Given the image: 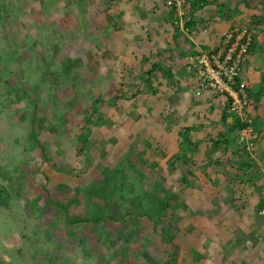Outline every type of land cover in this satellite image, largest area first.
Here are the masks:
<instances>
[{
  "label": "rangeland",
  "instance_id": "374dc122",
  "mask_svg": "<svg viewBox=\"0 0 264 264\" xmlns=\"http://www.w3.org/2000/svg\"><path fill=\"white\" fill-rule=\"evenodd\" d=\"M210 1H217L220 7L210 9L204 4L208 8L202 5L199 12L213 15L218 8L219 18L226 15L232 22L237 18L234 24L247 26L253 33L256 60L261 56L264 65V22L255 23L260 1L248 0L251 7L246 0ZM6 2V21L15 20L10 34L20 44L15 55L6 36L0 34V264H188L175 242L180 220L175 218L176 201H170V208L160 216L150 204L151 194L164 198V191L174 187L162 188L158 183H162V175L154 180L148 165L128 156L126 149L111 151L117 125H105L103 119L104 129L90 126L87 149L81 155L77 152L86 117H92V124L87 122L85 127L99 121L100 113L93 115V106L100 96L111 99L125 81L117 74L122 67L119 54L113 58L117 43L102 37L107 34L101 29L108 32L110 28L97 21L108 11L97 18L87 14L84 41L80 37L85 30L84 16L77 0ZM16 7L24 8L20 18H16ZM3 22L0 16V33L4 32ZM96 29L98 37L88 36ZM35 40L40 44L30 52L26 47ZM70 62L74 66L66 72ZM105 77L107 90L100 81ZM115 77L120 82L116 86ZM127 100L126 104L118 101L123 116ZM102 110L109 111L103 103L99 112ZM66 168L78 173L71 175ZM90 185L103 189L104 199L86 192ZM88 215L101 219L74 221ZM182 224L181 229H193V225ZM164 228L167 233H162Z\"/></svg>",
  "mask_w": 264,
  "mask_h": 264
},
{
  "label": "crops",
  "instance_id": "0c3cea01",
  "mask_svg": "<svg viewBox=\"0 0 264 264\" xmlns=\"http://www.w3.org/2000/svg\"><path fill=\"white\" fill-rule=\"evenodd\" d=\"M212 4L208 3L210 9L217 5ZM86 5L87 14L94 18L108 11L97 21L110 28L101 30L117 43L113 58L119 54L122 67L117 74L125 80L113 94L114 100L100 96L97 104H105L109 111L99 112V107L95 113H100L99 121L92 126L104 129L103 119L105 125H117L111 151L126 149L128 156L141 158L148 165L154 180L162 175V183L158 182L162 188L174 187L173 191L166 189L162 199L176 201L175 218L180 219L176 246L189 253L181 259L188 264H264L261 56L256 60L252 49L243 75L254 108L250 131L232 130L235 117L227 98L213 92L197 96L195 79L185 68L187 53L197 54L216 45L220 32L234 25L237 18L235 22L226 15L219 18L217 8L213 15L201 14L198 9L178 20L165 0H87ZM206 27L208 32H204ZM83 32H87H81L84 40ZM114 66L115 62L111 68ZM116 78L115 86L120 84ZM100 81L107 90L108 79ZM126 100L123 116L118 106ZM242 135L256 140L255 147L250 149L241 142ZM182 223L193 225V229H181Z\"/></svg>",
  "mask_w": 264,
  "mask_h": 264
},
{
  "label": "built area",
  "instance_id": "2783aa9c",
  "mask_svg": "<svg viewBox=\"0 0 264 264\" xmlns=\"http://www.w3.org/2000/svg\"><path fill=\"white\" fill-rule=\"evenodd\" d=\"M168 9L174 10L181 20L189 17L191 0H165ZM209 27L204 28L208 32ZM218 43L201 49L197 54L187 53L185 68L195 79L197 96L213 92L224 95L234 116L250 131L253 101L243 71L248 65L254 45L252 31L242 24H235L219 34ZM241 142L252 149L255 142L245 135ZM264 215V206L261 210Z\"/></svg>",
  "mask_w": 264,
  "mask_h": 264
},
{
  "label": "trees",
  "instance_id": "16d2710c",
  "mask_svg": "<svg viewBox=\"0 0 264 264\" xmlns=\"http://www.w3.org/2000/svg\"><path fill=\"white\" fill-rule=\"evenodd\" d=\"M6 1L7 0H0V16H1L2 20L4 21L3 22V26H2V29L4 30V32L3 33H0V34H3L4 36H6V40L8 42L9 49L12 50L15 55H18L17 47L20 44V42L16 38L13 39L11 37L10 29H11L12 23L15 22V20H11V21L7 20L6 21V18L8 16V14H7L8 6H7V2ZM14 1L19 2L20 0H14ZM259 1H260V6H261L260 8H261V10H259L258 14H255V18L257 19V20L255 19L256 25L257 24L258 25H262L263 22H264V0H259ZM43 2H44V0H41V3L42 4H43ZM58 2H59V0H58ZM58 2H54L52 4H56ZM86 2H87V0H77L78 6H79L78 11L84 16V18H83L84 19V24L83 25H84L85 30L88 28V19H87V12H88V10H87ZM191 2H192V10L193 11H196L198 9V7H200V6L204 5V4H208V3L216 4L217 3V1H214L213 2V1H209V0H191ZM27 5H29V4H27ZM217 5L220 6L219 4H217ZM246 5L247 6H250L251 5V4H249L248 0H246ZM256 7H259V4L258 5L256 4ZM28 8H29V6H28ZM26 9H27V7H26ZM15 11H16V13H18L17 16H16V18L17 17L20 18V16H23V14L25 13L24 8H22V11H21V9H19L18 7H16L15 8ZM171 11L173 12V14H174L175 17L179 18L178 15L176 14V12L174 10H171ZM16 26H17V24H16ZM178 27L179 26H177V28ZM89 35L94 36L91 33H89L88 36ZM83 36H85L84 32H83ZM53 37L54 36H52L51 38H53ZM80 37H82V34H80ZM77 38H78V36H76V39ZM107 38H109V35L108 34H107ZM39 44H40V42H37L35 40L31 44H28V46L26 47V49L31 52L32 51V48L34 47V45H39ZM57 44L58 45L61 44V40L60 39L57 41ZM57 44L54 46V49H56V50L60 48ZM29 55H31V54L29 53ZM30 57L32 59H34L33 56H30ZM35 58L37 59V56L36 55H35ZM42 59H45L44 56H42ZM73 66H74V63L73 62H70V64H68V66L65 67L66 72H69L73 68ZM18 98H20V97L18 96ZM99 107H100L99 104H95L93 106L92 114H95L96 111L99 109ZM91 119H92V117H90V116L89 117H86L85 120H87V121H86L85 126L87 125V122H90L89 120H91ZM92 122H93V120H92ZM95 123L96 122H93V125ZM91 124H89V126H87V127L84 126V129H83L82 133L79 135V144L80 145L78 146V150H77L78 155L83 154L85 152V150L87 149V146H88V143L90 141V138L92 137V128L90 127V126H92ZM243 127H244V125L240 122L239 119H237L235 117V122H234L233 126H231V129L232 130H240V129H243ZM252 140L255 142V145H256V140H254V139H252ZM255 145H254V147H255ZM44 151H45V149H44ZM44 156L46 157V154L45 153H44ZM65 171L67 173H70L71 175H76L78 173V171L75 168H66ZM91 187L92 186L90 185V187H88V189H87L86 192H91L92 194L100 195V197L104 199L105 196H104L103 189L101 191L100 188H93L92 187V189H91ZM77 189H79V188H76V190ZM2 198H0V199L2 200ZM150 201H151L150 204H152V206H153L154 212L157 213L158 216L162 215V212L163 211L168 210L170 208V205H171L170 202H168L167 200L165 201L164 199L160 198L159 196H156L155 194L154 195L153 194L150 195ZM2 202H4V200ZM150 213H151V210H150ZM152 217H154V216H152ZM100 219L101 218L99 216L88 215L87 217H77V218H75L74 221H77V222H82V221H99ZM167 232H168L167 231V228H164L162 233H167ZM108 236L111 237L110 234H108ZM48 252H49V250H47V251L45 250V253H48ZM60 257L61 256H57L56 258L57 259H61L63 256L61 258ZM174 259H175V254H174ZM48 261H54L55 262L56 260L55 259H50ZM47 263H45V264H47Z\"/></svg>",
  "mask_w": 264,
  "mask_h": 264
}]
</instances>
